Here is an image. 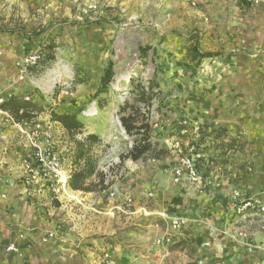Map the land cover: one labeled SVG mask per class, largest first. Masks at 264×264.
<instances>
[{"label": "rangeland", "instance_id": "374dc122", "mask_svg": "<svg viewBox=\"0 0 264 264\" xmlns=\"http://www.w3.org/2000/svg\"><path fill=\"white\" fill-rule=\"evenodd\" d=\"M246 3L0 0V73H14L25 86L15 95L43 109L33 126L1 109L0 119L17 135L26 164L17 180L51 227L47 233L97 249L101 264H264L260 216L234 209L241 198L264 197V3ZM194 47L216 55L191 61ZM29 54L40 55L35 65H23ZM109 61L114 78L99 95L106 102L99 110L92 95ZM153 72L165 106L153 104L151 140L167 155L145 165L125 160L103 193L71 191L52 148L64 150L63 129L50 121V110L82 108L85 128L105 142L101 164H116L129 143L117 108L131 98L129 80L146 82ZM8 96L0 95V104ZM186 159L206 173L193 188L184 186L192 181ZM194 213L231 217L218 250L211 244L219 239L215 229L199 247L186 237Z\"/></svg>", "mask_w": 264, "mask_h": 264}, {"label": "trees", "instance_id": "16d2710c", "mask_svg": "<svg viewBox=\"0 0 264 264\" xmlns=\"http://www.w3.org/2000/svg\"><path fill=\"white\" fill-rule=\"evenodd\" d=\"M147 50L148 47L141 48V55L144 56ZM41 54V57H44L45 54ZM215 55L212 52H199L195 47L187 53L191 61ZM113 78V63L109 61L92 95L99 110L106 106L105 98H100L99 95L107 92ZM128 86L131 98L119 104L116 118L129 143L125 144L123 151L117 155L116 164H101V148L105 146V142L97 132L85 128L83 121L78 117L82 108L77 107L75 111L66 110L62 113L50 110V121L58 123L63 129L64 150L55 146L52 148L61 154L67 171L66 186L71 191L103 193L116 181L114 169L121 167L125 160L145 162L159 159L167 153V150L159 148L158 143L151 140L153 104L157 103V109L165 106L156 74L153 72L146 82L130 79ZM0 109L7 112L13 121L21 126H33L36 116L43 111L35 102L19 95L6 97L0 104ZM214 136L218 138L220 133L216 132ZM195 169L200 176H206L201 169Z\"/></svg>", "mask_w": 264, "mask_h": 264}, {"label": "crops", "instance_id": "0c3cea01", "mask_svg": "<svg viewBox=\"0 0 264 264\" xmlns=\"http://www.w3.org/2000/svg\"><path fill=\"white\" fill-rule=\"evenodd\" d=\"M24 88L25 86L17 81L14 73H0V95L19 94L21 93L19 90ZM3 125L5 123L0 119V264H101L97 258V249L93 247L80 243L73 247L66 243L69 240L67 237L55 238L47 242L41 240L51 227L45 226V221L37 214V209L29 201L24 185L20 180H17L20 174L26 170V164L22 163L21 154L15 148L16 133L4 129ZM4 145H8L7 150L2 152ZM158 147L163 148L159 143ZM166 155L167 153L163 157ZM148 161L134 162H141L145 165ZM196 184L199 183L188 181L184 186L188 185L187 187L193 188V185L196 186ZM193 209H195V205H193ZM193 219L195 222L186 228L189 231L186 237L192 236L194 240L191 242L199 247L210 238L207 231L215 229L218 231L219 239L214 242L217 245L211 244L213 247L215 245L218 250L219 244L224 239V236L219 232L223 228L229 227L231 217L215 213H202L195 214ZM9 243H15L21 248L24 261L14 254L4 252V246Z\"/></svg>", "mask_w": 264, "mask_h": 264}, {"label": "built area", "instance_id": "2783aa9c", "mask_svg": "<svg viewBox=\"0 0 264 264\" xmlns=\"http://www.w3.org/2000/svg\"><path fill=\"white\" fill-rule=\"evenodd\" d=\"M250 4H261L264 3V0H241ZM40 59L39 54H29L24 57L23 59V65L26 66H32L35 65L36 62ZM2 99L0 100V102ZM42 160V159H41ZM194 159H186L183 161V166L186 169L187 176L189 179H191L194 182L201 183V177L199 174L196 172L195 165H194ZM58 172V171H57ZM181 170H176V174H180ZM58 175L60 176V181H61V172H58ZM62 182V181H61ZM64 183V182H62ZM241 197V194L236 192L235 193V199ZM238 212L242 213V216L247 210H256V214L260 216V221L262 223V227L264 228V197L261 201H257L256 199H253L252 197H244L240 199L239 204H234V209ZM56 238V232L50 231L46 233L45 236L41 238L43 242H47L48 240L55 239ZM4 252L7 254H14L21 258L23 261V252L21 248L15 244V243H9L6 244L3 248Z\"/></svg>", "mask_w": 264, "mask_h": 264}, {"label": "bare ground", "instance_id": "6f19581e", "mask_svg": "<svg viewBox=\"0 0 264 264\" xmlns=\"http://www.w3.org/2000/svg\"><path fill=\"white\" fill-rule=\"evenodd\" d=\"M61 181L64 182L65 181V177L63 174H61Z\"/></svg>", "mask_w": 264, "mask_h": 264}]
</instances>
